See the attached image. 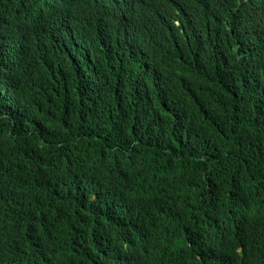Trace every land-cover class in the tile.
<instances>
[{
    "label": "trees",
    "instance_id": "1",
    "mask_svg": "<svg viewBox=\"0 0 264 264\" xmlns=\"http://www.w3.org/2000/svg\"><path fill=\"white\" fill-rule=\"evenodd\" d=\"M0 4L17 17L0 32V264H264V65L237 73L257 40L224 18L210 73H175L173 48L166 79H116L89 37L44 25L50 5ZM10 195L40 217L61 209L19 226Z\"/></svg>",
    "mask_w": 264,
    "mask_h": 264
},
{
    "label": "clouds",
    "instance_id": "2",
    "mask_svg": "<svg viewBox=\"0 0 264 264\" xmlns=\"http://www.w3.org/2000/svg\"><path fill=\"white\" fill-rule=\"evenodd\" d=\"M51 6L52 18L45 26L53 31H68L72 39L89 37V44L96 53L108 58L116 79L130 74L136 76H160L164 79L172 73L175 60L173 48L180 50L176 59L175 73L194 71L204 61L210 67H218L214 42L206 50L208 32L218 27L224 18L233 19L234 26L240 27L238 36L244 42L258 41L257 54L244 56L237 65L240 84L248 78L255 60L264 65V0H42ZM13 8V6L11 5ZM138 8H141L138 12ZM14 9V8H13ZM48 11V12H49ZM196 11L204 16L201 27L190 23L198 19ZM192 15L194 17H192ZM17 17L10 16L0 4V32L3 27L15 28ZM219 28V27H218ZM228 28V27H226ZM203 31L202 38H190L192 32ZM213 34V33H211ZM189 52V54L187 53ZM217 68H215L216 70ZM218 75V71H215ZM172 76L170 77V81ZM40 191L24 193L22 198L37 197ZM3 197L0 194V199ZM8 212L14 223L30 226L32 217L42 225H49L61 209L57 203L44 217L35 209L18 203V195L7 198ZM8 240L0 232V255L6 251ZM23 261L12 264H42L33 252H26ZM2 264H7L6 262Z\"/></svg>",
    "mask_w": 264,
    "mask_h": 264
}]
</instances>
